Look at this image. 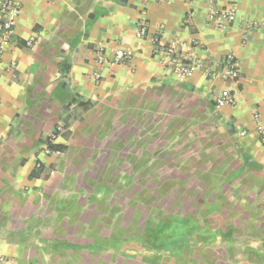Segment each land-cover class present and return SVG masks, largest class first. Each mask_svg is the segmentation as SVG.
<instances>
[{
    "label": "crops",
    "instance_id": "0c3cea01",
    "mask_svg": "<svg viewBox=\"0 0 264 264\" xmlns=\"http://www.w3.org/2000/svg\"><path fill=\"white\" fill-rule=\"evenodd\" d=\"M21 1L0 61V264H264V0H212L236 6L225 29L209 0ZM152 36L218 69L233 52L240 77H179ZM98 47L131 59L102 66Z\"/></svg>",
    "mask_w": 264,
    "mask_h": 264
},
{
    "label": "built area",
    "instance_id": "2783aa9c",
    "mask_svg": "<svg viewBox=\"0 0 264 264\" xmlns=\"http://www.w3.org/2000/svg\"><path fill=\"white\" fill-rule=\"evenodd\" d=\"M144 3H149L153 0H142ZM211 8L208 13L209 20L214 24L217 29H225L230 24L237 20L236 6L229 4L226 7L219 9L214 6L212 0H209ZM21 0H0V61L8 49L12 37L15 34V26L17 22V16L21 8ZM247 23L253 26V23L247 21ZM148 35V27L145 19H142L140 26L137 30V36L146 37ZM154 43L153 52L155 54H161L163 56L162 62L165 69L173 70L179 77L185 78L190 76L195 70H204L210 79L215 80L221 78L225 81H235L241 74V61L239 57L233 53H227L220 61V69L216 68L215 63H212L206 58L196 56L194 53L183 52L179 49L176 41L170 43H162L158 36H152ZM34 41L31 39L28 41V45L32 46ZM200 45V43H196ZM96 62L100 65L109 64L111 66L125 63L131 59V52L124 49H117L114 52V56L110 61H107L106 54L103 47H98L95 50ZM11 65L10 68H13ZM92 77L96 81H101L104 77L101 69L92 74ZM214 100L217 106L222 107L226 105H235L237 103V97L234 92L228 88L223 87L216 91L214 94ZM255 119H259V114L255 113ZM64 130L63 126L56 127L55 131L51 133V141ZM258 130L263 132V128L259 127ZM51 142V143H52ZM44 151L48 154L60 155V150H53L50 146L46 147ZM1 262H8L5 257H0Z\"/></svg>",
    "mask_w": 264,
    "mask_h": 264
},
{
    "label": "trees",
    "instance_id": "16d2710c",
    "mask_svg": "<svg viewBox=\"0 0 264 264\" xmlns=\"http://www.w3.org/2000/svg\"><path fill=\"white\" fill-rule=\"evenodd\" d=\"M53 145H54V144L50 143V147H51V148H53V147H52Z\"/></svg>",
    "mask_w": 264,
    "mask_h": 264
}]
</instances>
